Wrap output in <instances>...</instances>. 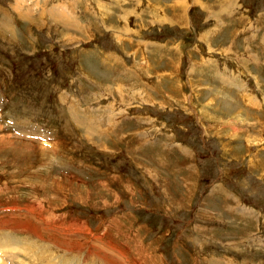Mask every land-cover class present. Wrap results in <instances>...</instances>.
<instances>
[{
    "label": "rangeland",
    "instance_id": "obj_1",
    "mask_svg": "<svg viewBox=\"0 0 264 264\" xmlns=\"http://www.w3.org/2000/svg\"><path fill=\"white\" fill-rule=\"evenodd\" d=\"M232 261L264 264V0H0V264Z\"/></svg>",
    "mask_w": 264,
    "mask_h": 264
},
{
    "label": "crops",
    "instance_id": "obj_2",
    "mask_svg": "<svg viewBox=\"0 0 264 264\" xmlns=\"http://www.w3.org/2000/svg\"><path fill=\"white\" fill-rule=\"evenodd\" d=\"M46 10H47V9H46ZM197 217H198V216H197ZM215 217H216V216H215ZM215 217H211V218H212V220H214V221L216 220V221H217L218 219L215 218ZM241 250H242V249H241ZM229 262H230V261H229ZM232 263H233V264H238L237 262H233V261H232ZM240 264H241V263H240Z\"/></svg>",
    "mask_w": 264,
    "mask_h": 264
}]
</instances>
